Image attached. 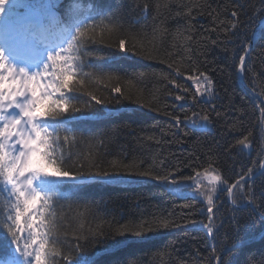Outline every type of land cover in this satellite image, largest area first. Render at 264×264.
<instances>
[{
	"label": "trees",
	"instance_id": "1",
	"mask_svg": "<svg viewBox=\"0 0 264 264\" xmlns=\"http://www.w3.org/2000/svg\"><path fill=\"white\" fill-rule=\"evenodd\" d=\"M32 1L40 5L46 0ZM53 2L58 5L61 21L69 32L73 31L68 56L78 65L71 86L79 91L66 92L70 107L82 106L89 93L105 101L120 100L77 113L78 119H72L69 111L64 114V123L48 120L57 124L53 131L56 156L73 172L81 165L85 171L101 168L112 172L113 165H130L131 170L123 173L124 182L120 184L88 183L74 188L66 182L52 194L45 211L46 226L40 227L47 240L46 260L67 264L63 257L71 249L75 264H128L139 256H148L152 264H217L222 251L233 245L237 232L243 243L257 238L264 231V218L258 212L249 220L250 208H235L225 189L257 173L264 162V106L242 86L238 75V57L247 52L255 28L264 18V0ZM70 4L76 7L69 12ZM145 4L152 6L150 11L138 7ZM233 11L238 13L236 17L231 15ZM153 26L160 29L155 35ZM120 39L125 40L126 49L134 44L157 58L125 57L115 51ZM101 64L109 66L100 70ZM200 72L213 79L211 97L188 80L189 76L199 77ZM244 81L264 99V28L258 32L245 63ZM115 87L121 89L122 96L113 91ZM177 94L187 95V100L175 101ZM136 101L150 102L152 107H141ZM125 106L136 111H124ZM165 110L180 116L181 123L164 116ZM202 110L211 115L207 123L200 115H193ZM93 111L99 118H87ZM148 136L153 139L148 140ZM241 139L247 147L239 145ZM205 168L221 177L222 189L212 214L207 213L204 199L184 193L178 197L171 193L170 186L135 174L171 172L176 181H185V177L194 179L196 172L203 175ZM262 184L264 172L247 184L241 182L233 193L234 203L253 201L258 205ZM185 187L195 189L182 185V191ZM3 190L0 181V255L12 245L6 227L10 209ZM162 218L181 226L148 232L143 237L109 235L99 242L85 243L86 236L111 234L118 225L137 227L146 222L155 226ZM204 225L212 232L208 233ZM244 244L252 252H264V234ZM233 257L235 249L220 262ZM238 258L243 260L244 256Z\"/></svg>",
	"mask_w": 264,
	"mask_h": 264
},
{
	"label": "snow or ice",
	"instance_id": "2",
	"mask_svg": "<svg viewBox=\"0 0 264 264\" xmlns=\"http://www.w3.org/2000/svg\"><path fill=\"white\" fill-rule=\"evenodd\" d=\"M58 5H44L39 6L29 2V0H0V181L5 186H10V190L15 195L16 203L12 205L7 216V231L11 236V243L14 244L15 252L19 253L23 264H50L46 260V243L45 236L41 234L40 227L46 226L45 221L47 216L45 211L47 209L48 201L52 199V194L55 193L61 185L66 182H71L72 187H77L78 184L88 183H102L109 185H116L124 182L123 173L131 170L130 165H113L115 171L109 172L107 170L97 168L92 171L89 168L84 170L81 165L79 169L73 172L71 167H65V160L56 156V149L54 147L57 137L49 130L48 120L56 121L57 123H64V114L71 112L72 119H78L77 113H85L93 110L96 105L106 106L111 103H120L119 98L111 100H103L97 98L95 95L89 93V99L84 101L82 106L77 107L72 104L70 107V100L66 92H76L78 89L73 88L72 82L76 76V69L78 65L73 63V58L68 55H63L62 51H49L47 53L46 61H42V71L29 72L25 67H19L13 63L14 56L12 53L18 47H35V42L41 33L43 25L41 23L42 17L50 8H56ZM76 5L70 4L68 11L70 12ZM141 11H150L151 5H138ZM236 17L238 13L233 11L231 13ZM54 13L51 16L52 21H58ZM235 28L236 25H233ZM160 29L153 26V35L159 32ZM77 32L81 29L77 28ZM216 43V41H213ZM163 46V44H162ZM111 47V46H109ZM116 52H122L124 56L133 54L141 56L143 59L155 60L157 57L152 53L138 50L133 44L129 48H125V40L118 41ZM99 55V54H97ZM121 59V57H118ZM241 70L245 64V55L238 57ZM63 62L62 64L60 62ZM50 62V63H49ZM164 63L163 60L159 61ZM109 65L101 64L99 69L102 70ZM172 67L171 64L168 65ZM215 71V70H213ZM177 75H181L177 72ZM200 77L203 78L207 86L208 96H213V79L205 72H200L199 77L189 76L188 80L199 85ZM47 78V83L45 79ZM170 83L176 84V80H171ZM49 89H51L49 91ZM199 91V89H197ZM116 93H123L119 87L113 89ZM188 89H184L187 93ZM203 96V93H201ZM127 98V97H125ZM175 101H186L187 95L177 94L174 96ZM92 101L95 103L93 104ZM193 102L196 98L193 97ZM135 103H140L136 101ZM141 107L151 108L152 105L148 103H140ZM176 105H174L175 107ZM167 105H165V109ZM10 109H16V114H10ZM158 111V109H152ZM124 111H133L125 106ZM215 111V109H213ZM164 116L176 123H181V118L178 115L168 112L162 113ZM193 115H200L201 119L207 123L211 120L210 114L194 113ZM216 116L220 117L221 113L216 112ZM89 119L99 118L96 112H92ZM186 119H188L186 117ZM67 130V129H66ZM67 139V137H65ZM152 140V136L147 137ZM239 145L247 147L245 140L238 141ZM138 176H146L165 185L170 186V191L173 195L178 197L183 196L182 184L183 181H176L174 173L166 175L155 174L153 170L138 171L135 173ZM202 173L196 172V177ZM204 174L208 175L209 182L220 180V176H213L209 174L207 168L204 169ZM49 177H54V180L49 181ZM192 177H185V181H191ZM249 179H252L251 177ZM247 184V180L244 181ZM191 186V185H189ZM238 185L233 184L225 190L229 195L233 194V188ZM199 187V185H196ZM47 188V190H46ZM259 193V204L253 201H247L250 212L248 219L251 220L253 214L259 212L261 218H264V184L261 185ZM166 190H169L166 188ZM255 186L253 185V196H255ZM208 204L206 211L209 214L213 213L211 204L212 197L208 196ZM184 207H189L184 205ZM14 212V214H13ZM171 216L172 213H169ZM23 218V224L21 223ZM211 219V216H209ZM240 221H237L239 224ZM181 225L174 220L162 218L155 226L143 223L137 227H130L127 224L116 226L111 234L96 233L91 237H85V243L93 241L99 242L103 236L105 239L115 236L131 235L135 237H143L148 232H154L159 229H174ZM28 229L26 238L20 236V232L24 228ZM208 233L212 232L211 227L204 225ZM120 243V242H118ZM36 247H33V246ZM172 247V245H168ZM233 249H235L236 257L228 260H221L220 264H264V252L259 254L252 252L248 245L244 244L239 232L233 238ZM31 249V250H30ZM243 255V260L238 257ZM67 264H75L71 259V249L69 254L63 257ZM0 264H20V260L13 257L12 259L4 260ZM128 264H152L148 256H139L132 258Z\"/></svg>",
	"mask_w": 264,
	"mask_h": 264
},
{
	"label": "water",
	"instance_id": "3",
	"mask_svg": "<svg viewBox=\"0 0 264 264\" xmlns=\"http://www.w3.org/2000/svg\"><path fill=\"white\" fill-rule=\"evenodd\" d=\"M263 28H264V18H262V19L258 22V24H257V26H256V28H255V31H254V33H253L252 42H251L249 48L247 49V52L244 54V55H245V63L247 62L248 57H249V55H250V53H251L252 49L254 48V45H255V43H256V41H257V34H258V32H259L261 29H263ZM244 66H245V64H244ZM244 66H243V70H241V65H240V67H239V72H238L239 80H240L242 86H243V87H244V88H245V89L251 94V96H252L253 98H255V99H256V100H257L262 106H264V99H263V98H262V97H261L256 91H254L253 89H251V88L246 84V82L244 81ZM263 172H264V162H263V164H262L261 169H260L256 174H254V175H252V176L242 177V178H240L238 181H236L234 184L239 185L241 182H244L245 180H247V181L255 180L257 177H259L260 175H262ZM250 177H251L252 179H249ZM235 189H236V187L233 188V193H234V190H235ZM227 198H228L229 203H231L233 206H235V207L238 208V209H244V208L248 207L247 204H245V205H241V206L235 205L234 202H233V194H232V195H229V194H228ZM263 234H264V231H263V232H262L257 238H255V239H251V240H247V241H245L244 243H250V242L253 241V240L259 239ZM231 250H233V247H232V246L229 247V248H227V249H225L224 251H222V253H221V254L219 255V257H218L217 264L220 262V259H221L226 253L230 252Z\"/></svg>",
	"mask_w": 264,
	"mask_h": 264
},
{
	"label": "rangeland",
	"instance_id": "4",
	"mask_svg": "<svg viewBox=\"0 0 264 264\" xmlns=\"http://www.w3.org/2000/svg\"><path fill=\"white\" fill-rule=\"evenodd\" d=\"M194 85L197 89H199V92H203V91L207 90V86H206L202 77H200V84L197 85L194 83ZM209 174H211L213 176L218 175L216 172H210ZM182 185H184V186L191 185V187H193V189L195 188L192 191L188 187H185L183 189V193L184 194H193L197 197L204 199L207 206H209L207 197L211 196L212 200H213L211 207H213V205L215 203L216 197L219 194L218 192L220 191V189H222L221 177H220V180L213 181L212 183H210L207 174H203V175H200L199 177H195L191 181H183ZM196 185H199V187H196Z\"/></svg>",
	"mask_w": 264,
	"mask_h": 264
},
{
	"label": "bare ground",
	"instance_id": "5",
	"mask_svg": "<svg viewBox=\"0 0 264 264\" xmlns=\"http://www.w3.org/2000/svg\"><path fill=\"white\" fill-rule=\"evenodd\" d=\"M245 204H247V203H245ZM245 204H243V205H245ZM236 205V204H235ZM238 206H241V205H238ZM208 207V206H207ZM236 208V207H235ZM238 209V208H237ZM258 213V212H257Z\"/></svg>",
	"mask_w": 264,
	"mask_h": 264
}]
</instances>
